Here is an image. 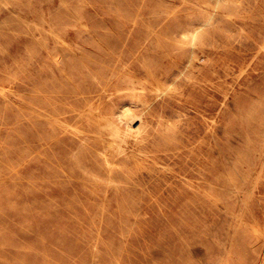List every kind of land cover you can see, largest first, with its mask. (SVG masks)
I'll use <instances>...</instances> for the list:
<instances>
[{"label": "rangeland", "instance_id": "rangeland-1", "mask_svg": "<svg viewBox=\"0 0 264 264\" xmlns=\"http://www.w3.org/2000/svg\"><path fill=\"white\" fill-rule=\"evenodd\" d=\"M0 264H264V0H0Z\"/></svg>", "mask_w": 264, "mask_h": 264}]
</instances>
